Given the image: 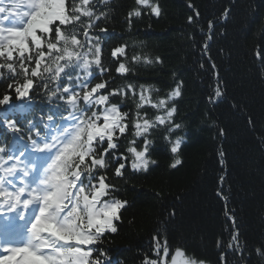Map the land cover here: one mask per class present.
I'll return each mask as SVG.
<instances>
[{"label": "snow or ice", "instance_id": "snow-or-ice-1", "mask_svg": "<svg viewBox=\"0 0 264 264\" xmlns=\"http://www.w3.org/2000/svg\"><path fill=\"white\" fill-rule=\"evenodd\" d=\"M134 3L126 17L129 28L143 9L157 18L162 15L158 0ZM110 6L111 0H0V82L6 84L0 93V125L11 133L10 141L0 143V264H111L108 251L99 245L118 233L129 202L115 195L120 189L109 170L122 180L128 168L147 173L157 163L150 157L156 130H163L171 153L180 151L183 138L172 134L183 127L175 119L183 81L153 98L151 93L159 90L131 82L113 87L114 78L106 76L111 67L105 64L98 33L108 32L101 25ZM187 7L192 9L187 17L192 25L201 13L191 2ZM231 13L226 7L205 22L206 29L200 28L201 53L216 81L209 96L213 103L225 92L210 55L211 42ZM126 48L121 44L110 52L116 73L124 77L134 73L132 63L141 61L135 55L129 60ZM255 55L264 78V52ZM143 62L162 60L145 57ZM37 96L55 111L32 115ZM129 99L134 107L125 110ZM149 108L155 110L151 116ZM247 123L255 125L251 117ZM225 135L220 128L218 136ZM217 155L223 168L226 153L221 148ZM180 164L176 158L171 167ZM224 183L222 174L216 195L227 202ZM235 212L225 203L230 225L225 228L227 239L216 241L219 264H229L230 253L243 258ZM255 251L264 257V245ZM141 264L205 261L193 259L186 248L157 231L151 237V255L146 253Z\"/></svg>", "mask_w": 264, "mask_h": 264}, {"label": "trees", "instance_id": "trees-1", "mask_svg": "<svg viewBox=\"0 0 264 264\" xmlns=\"http://www.w3.org/2000/svg\"><path fill=\"white\" fill-rule=\"evenodd\" d=\"M158 2L162 8L159 18L143 9L129 28L126 17L135 6L134 0H111L110 10L106 9L108 18L101 25L108 32L98 34L103 37L105 64L111 67L106 76L114 78L111 86L129 82L137 88L149 86L159 90L151 93L155 98L183 81V95L175 102V119L183 127L172 134L181 136L182 144L177 154L171 153L163 130H156L150 157L157 163L150 164L147 173L128 168L126 180H122L109 170L110 180L120 189L115 195L129 203L122 211L118 233L108 235L99 247L108 251L111 264H141L146 253L151 255V237L159 231L171 244L186 248L193 259L219 264L216 241L228 237L227 203L236 210L240 241L245 247L243 258L228 255L229 264H264V257L255 251L264 245V78L261 61L255 55L257 50L264 52V0ZM189 2L201 13L192 25L187 23L192 15ZM226 7L232 8L231 16L217 29L210 50L225 95L213 103L209 96L216 81L207 57L201 53L200 28L206 29L205 22ZM121 44L127 45L129 60L134 55L141 57L139 63L131 64L134 73L126 77L116 73L117 64L110 55ZM157 56L162 63L143 62L145 57L154 60ZM5 87L0 82V93ZM132 107L129 99L125 110ZM33 109L32 115L55 111L41 96L36 97ZM147 111L150 116L155 112ZM249 117L254 126L247 123ZM220 128L226 132L224 137L218 136ZM10 140L11 133L0 125V143ZM221 148L226 153L223 168L217 155ZM176 158L181 164L172 168ZM222 174L227 202L216 195ZM173 211L175 216L170 215Z\"/></svg>", "mask_w": 264, "mask_h": 264}, {"label": "rangeland", "instance_id": "rangeland-1", "mask_svg": "<svg viewBox=\"0 0 264 264\" xmlns=\"http://www.w3.org/2000/svg\"><path fill=\"white\" fill-rule=\"evenodd\" d=\"M205 264H207V263H205Z\"/></svg>", "mask_w": 264, "mask_h": 264}]
</instances>
